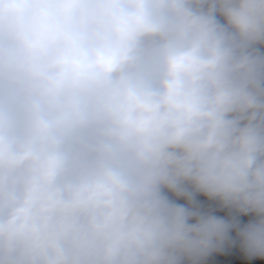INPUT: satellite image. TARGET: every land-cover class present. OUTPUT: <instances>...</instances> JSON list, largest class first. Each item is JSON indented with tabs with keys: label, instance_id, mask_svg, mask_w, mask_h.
I'll list each match as a JSON object with an SVG mask.
<instances>
[{
	"label": "clouds",
	"instance_id": "1",
	"mask_svg": "<svg viewBox=\"0 0 264 264\" xmlns=\"http://www.w3.org/2000/svg\"><path fill=\"white\" fill-rule=\"evenodd\" d=\"M238 255L264 261V0H0V264Z\"/></svg>",
	"mask_w": 264,
	"mask_h": 264
},
{
	"label": "trees",
	"instance_id": "2",
	"mask_svg": "<svg viewBox=\"0 0 264 264\" xmlns=\"http://www.w3.org/2000/svg\"><path fill=\"white\" fill-rule=\"evenodd\" d=\"M199 199L203 200V197H199ZM182 202V201H181ZM219 215H223L224 213H218ZM248 217H241L242 221H246ZM238 259L242 262V264H264V261H246L242 256L238 255ZM208 264H222L220 258L218 256H214L210 258Z\"/></svg>",
	"mask_w": 264,
	"mask_h": 264
}]
</instances>
